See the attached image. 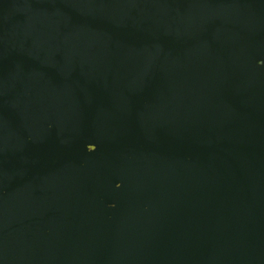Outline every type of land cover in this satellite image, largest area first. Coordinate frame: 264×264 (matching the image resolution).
Returning a JSON list of instances; mask_svg holds the SVG:
<instances>
[{"label": "water", "instance_id": "obj_1", "mask_svg": "<svg viewBox=\"0 0 264 264\" xmlns=\"http://www.w3.org/2000/svg\"><path fill=\"white\" fill-rule=\"evenodd\" d=\"M0 264H264V0H0Z\"/></svg>", "mask_w": 264, "mask_h": 264}]
</instances>
